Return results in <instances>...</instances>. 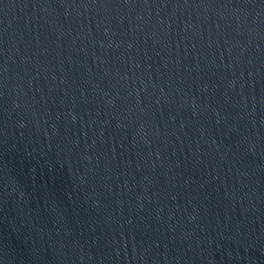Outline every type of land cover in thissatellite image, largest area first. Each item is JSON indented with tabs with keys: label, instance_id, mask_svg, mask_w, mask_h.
Segmentation results:
<instances>
[{
	"label": "water",
	"instance_id": "obj_1",
	"mask_svg": "<svg viewBox=\"0 0 264 264\" xmlns=\"http://www.w3.org/2000/svg\"><path fill=\"white\" fill-rule=\"evenodd\" d=\"M0 264H264V0H0Z\"/></svg>",
	"mask_w": 264,
	"mask_h": 264
}]
</instances>
